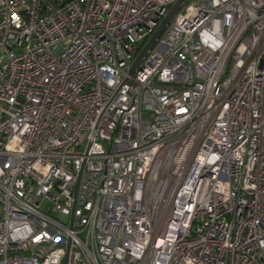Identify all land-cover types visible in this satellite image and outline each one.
<instances>
[{
    "label": "built area",
    "instance_id": "1",
    "mask_svg": "<svg viewBox=\"0 0 264 264\" xmlns=\"http://www.w3.org/2000/svg\"><path fill=\"white\" fill-rule=\"evenodd\" d=\"M174 1L0 0V264H264V0Z\"/></svg>",
    "mask_w": 264,
    "mask_h": 264
},
{
    "label": "water",
    "instance_id": "2",
    "mask_svg": "<svg viewBox=\"0 0 264 264\" xmlns=\"http://www.w3.org/2000/svg\"><path fill=\"white\" fill-rule=\"evenodd\" d=\"M181 2H182V0H175L174 3L170 6V8L166 12V14L163 16L162 20L159 22L157 27L154 29V31L151 33V35L145 41V43L143 44V46L141 47V49L139 50V52L137 53V55L135 56L133 61L131 62L130 66H129V70H128L129 73H132L134 71V69L139 65L140 61L144 57L147 50H149L152 47V45L154 44L156 39L161 35V33L165 29L166 25L168 24V22L170 21V19L172 18V16L174 15L176 10L178 9V7L180 6ZM80 172H81V170L78 172L76 183L78 181ZM70 225H71V223H70ZM68 253H69V244L67 245L66 252L62 258V264H67Z\"/></svg>",
    "mask_w": 264,
    "mask_h": 264
},
{
    "label": "rangeland",
    "instance_id": "3",
    "mask_svg": "<svg viewBox=\"0 0 264 264\" xmlns=\"http://www.w3.org/2000/svg\"><path fill=\"white\" fill-rule=\"evenodd\" d=\"M43 206H45V205L43 204Z\"/></svg>",
    "mask_w": 264,
    "mask_h": 264
}]
</instances>
